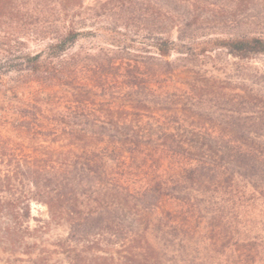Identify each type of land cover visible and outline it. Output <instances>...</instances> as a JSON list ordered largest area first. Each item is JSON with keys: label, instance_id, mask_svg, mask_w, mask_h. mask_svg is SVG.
Listing matches in <instances>:
<instances>
[{"label": "trees", "instance_id": "obj_1", "mask_svg": "<svg viewBox=\"0 0 264 264\" xmlns=\"http://www.w3.org/2000/svg\"><path fill=\"white\" fill-rule=\"evenodd\" d=\"M88 1L0 0L7 264H264V0Z\"/></svg>", "mask_w": 264, "mask_h": 264}, {"label": "rangeland", "instance_id": "obj_2", "mask_svg": "<svg viewBox=\"0 0 264 264\" xmlns=\"http://www.w3.org/2000/svg\"><path fill=\"white\" fill-rule=\"evenodd\" d=\"M93 2V0H89L88 3ZM86 42H80L73 51L78 50L81 46H86ZM40 45H38L36 42L32 41L28 43L27 50H30L31 52H35L39 50ZM174 59V57L170 58V60ZM230 66H233V69H236L235 63H238L237 60L234 59H228ZM234 64V65H233ZM252 68L259 69L260 72H264V57L257 58L253 60L252 62L247 63ZM211 74L216 76L219 79H224L225 74L217 71H210ZM209 72V73H210ZM182 79L186 78L185 75L181 76ZM37 78L32 76V73H11L6 76H2L0 78V91L3 92L5 90H15L17 95H19L20 98H23L26 104L32 105V92L36 90L37 86ZM0 134L6 138H12L15 142H22L26 148H32V138L31 136H25L22 134H19L17 128H15L13 125H6L0 127ZM32 215L35 218H42L47 219V210L45 206L38 204V203H32ZM35 221H31V226H35ZM51 234L53 236H65L66 232L63 230H54ZM203 253L197 254L195 258V262L202 261ZM0 258H2V262L0 264H7V259H13L9 255L0 253ZM24 259H28L26 256H24ZM24 264H29L28 262Z\"/></svg>", "mask_w": 264, "mask_h": 264}]
</instances>
